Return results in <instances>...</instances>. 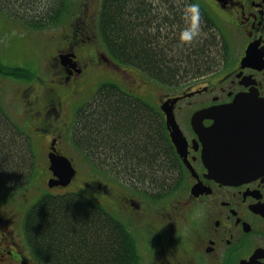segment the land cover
<instances>
[{"label": "flooded vegetation", "instance_id": "obj_1", "mask_svg": "<svg viewBox=\"0 0 264 264\" xmlns=\"http://www.w3.org/2000/svg\"><path fill=\"white\" fill-rule=\"evenodd\" d=\"M205 5L220 14L224 24L242 39L237 55L193 84L191 87H195L197 93L189 97L184 96L193 92L191 88L176 96H163L158 90L159 97L152 103L137 94L143 92L142 86L146 85L144 92H148L154 85L147 75L141 79L137 75L133 77L135 85L136 80H140V85L135 86L136 93H132V89L124 90L137 101L154 108L176 171L175 181L154 191L149 184L143 187L114 171L108 174L107 182L95 181L83 187L76 184V175L70 186L50 188L81 195L99 206L103 205L102 201L111 204L114 218L135 237H142L140 254L146 260V263L142 260V264H264V175L232 184L211 178L203 159V139L195 131L192 118L199 111L231 104L240 94L254 93L264 100V0H206ZM75 29L56 44L50 56L52 66L62 70L59 81L53 79L51 85L39 79V90L26 84L18 92L25 120L30 125L41 126L35 129V134L41 140L44 137L48 140L47 187L49 180L54 178L49 169V154L54 147L74 166L68 156L69 147L74 149V145L71 140L70 146L67 145L66 140L73 124V136L76 133L79 109L92 104V100L82 106L74 101L76 95L86 91V84L92 77L91 60L81 58L88 49L85 47L87 41L80 39ZM249 50L257 52V57L243 64ZM71 58L81 65L76 73L65 70ZM174 99L177 101L171 103ZM192 99L196 103L191 109L180 105ZM164 108L173 111L174 125L168 121ZM213 123L202 116L198 120L204 127ZM177 127L185 139L180 149L172 139ZM4 210L0 213V260L6 264H43L17 242L15 232L10 230L18 225L17 212ZM137 233L139 235H135Z\"/></svg>", "mask_w": 264, "mask_h": 264}, {"label": "trees", "instance_id": "obj_2", "mask_svg": "<svg viewBox=\"0 0 264 264\" xmlns=\"http://www.w3.org/2000/svg\"><path fill=\"white\" fill-rule=\"evenodd\" d=\"M71 1L0 0V7L17 13L21 20L32 16V29H41L61 22L70 12ZM184 1L103 0L99 35L115 67L135 68L170 87L189 75L204 76L216 67L212 57L219 53L212 47L217 44L209 38L214 24L203 5L196 2L204 21L202 41L191 48L178 46L179 32L184 27ZM89 29L82 25L79 38L84 40L86 33L94 42V33ZM0 75L27 82L35 78L32 71L7 68L1 61ZM112 82L102 83L92 104L79 109L73 144L96 169L106 167L111 172L106 171L108 174L115 171L143 187L149 184L154 191L168 187L175 181L176 171L154 108ZM1 110L0 191L10 193L20 191L31 181L36 160L32 140L14 128ZM24 226L30 249L43 264H140L132 255L134 246L130 245L126 228L105 208L81 195L61 191L44 194L32 204Z\"/></svg>", "mask_w": 264, "mask_h": 264}, {"label": "rangeland", "instance_id": "obj_3", "mask_svg": "<svg viewBox=\"0 0 264 264\" xmlns=\"http://www.w3.org/2000/svg\"><path fill=\"white\" fill-rule=\"evenodd\" d=\"M102 1L103 0H72L70 2V12H68V14L65 13L66 17L63 16L61 22L56 25H49L41 29H32L30 22H32L33 20L29 19L32 18V16L28 17V20L22 18L21 16V20L18 17L17 13L13 12V14H11L9 11L10 9H2L0 7V61L7 68L11 67L28 69L32 71L35 76L34 80L27 82L15 77L0 75V110L2 109L1 111H4V115L9 118L14 128L17 127L32 140L33 152L36 160V173L34 174V177L31 179V181L23 189L10 193L0 191V213L1 210L5 211L4 209H12L17 212L18 225L14 229L10 228V230H13L15 232L14 235L17 242H19L26 249H29V252L34 258L35 256L30 250V246L28 244L24 230V223L27 213L32 207V204H34L44 194H56L60 191H52L45 184L46 179L49 177V175L48 177L47 175H45L48 163L46 159L48 140L46 141L45 137L41 140L37 136V134H35V129L38 130L41 126L33 124L30 125L25 120L24 109L21 100L18 98V92L21 91L26 84H31L32 86L34 85L39 90V79H42L45 83L51 85L54 84L51 83L53 79L57 78L56 82L59 81L58 76H63V74H61L62 70L60 71L58 67L52 66V61H50V56L52 55L51 53L54 51L56 44L64 36L70 34L73 29L76 28L77 30H79L78 33L80 34L82 25H86L87 28H90L89 30L94 33L95 41L92 42L90 40V35L86 33L83 34V38L89 39L85 45V47H87L88 49L83 52L81 58L83 60H91L90 64L92 66V77L90 79V82L88 81V83L86 84V86H88L86 91H84L80 95L75 96L74 101H76V105L82 106V104L84 105L87 101L92 100L95 97L94 95H96L95 92L97 91L98 87L104 82H116L119 86L122 85L121 87L123 90L130 91L132 89L134 92H131L136 93L135 86L140 85V80H136L137 82L135 85L133 84V77L135 75L138 76V79H141V77H146L145 74L132 67H126L122 65L117 69L113 62H111L110 60H108L109 62H107L106 59L103 58V55H105L106 57L110 56L108 55L107 49L102 43L99 35L98 17L102 8ZM191 1L192 3L197 2L203 5L208 13H210V15L212 16L211 19L213 20L214 25L209 31V38L210 40H213L215 44H217L216 47H212V51H216L219 53L218 56L212 57L216 67H214L210 72H214L219 66L223 64L225 60H230L237 55V52H239L242 43V39L236 32H234V30H232L228 25L224 24V21L219 17L220 14H216L215 12H213L211 7L209 8L207 5H205L206 0ZM182 3L188 4L189 2L185 0ZM248 52H250L251 55L247 63L252 62L254 60L253 57H257V52H255L254 50H249ZM102 60H104L107 65L103 63ZM79 69H81V65L75 59H72V62L67 64V66L65 67L66 72L70 71L72 73H76V71ZM189 76L185 79H182L177 86L171 87L158 84L157 82L146 77L149 81L152 82V84L156 85L157 87L154 88L151 85L150 90L148 92H144L146 89V85H144L142 86L143 92H138L137 94L144 98H148L152 103H155L157 101V98L159 97L158 90L164 93L163 96H165L166 94L170 96H176L182 91L191 88L193 90V94L189 93L185 94V96L189 97L191 95H195L194 93H197V91L195 90V87L191 86L200 82L203 76L198 78H189ZM175 100L176 99H174V101ZM188 102L191 103L190 106H188ZM195 103L196 100L192 99L189 101H184L180 105L182 107L191 109L195 105ZM196 106H199V104ZM206 110L199 111L195 113L194 116H192L193 124L195 126L198 125V120H200L203 112H205ZM169 112L170 115L174 117L173 111L170 110ZM67 113L70 119L69 123H71V109H69ZM182 115L185 117V112H183ZM74 129L75 125L73 124L71 132H69L70 136L66 140L67 145L70 140L72 142V145H74L72 139ZM177 129L181 134L184 144L185 139L182 135V132L178 127ZM175 131L176 130H174V133ZM39 134L43 136V134ZM68 156L73 160L74 166L78 171L76 184L82 185L84 187L86 183H92L95 181H100L102 183L108 181V173L111 172L108 171L106 167H104L105 170L94 168L93 165L89 163L84 154L80 152L75 145L74 149L72 147H69ZM67 192L68 191H63V193ZM102 204L103 205L101 207L105 208L113 216L111 212L113 206L106 201H102ZM137 228L139 229V227ZM126 230L130 233V245L134 246V249L132 251L133 257L136 260H139L140 264H142V260L146 263V260L143 259L142 255L140 254L143 248L141 242L142 237H135L134 234L127 228ZM135 235L139 234L137 233ZM148 236L151 237L150 234H148ZM0 251H2L1 248ZM143 255L146 256L145 251ZM0 264H6V261L0 260Z\"/></svg>", "mask_w": 264, "mask_h": 264}, {"label": "water", "instance_id": "obj_4", "mask_svg": "<svg viewBox=\"0 0 264 264\" xmlns=\"http://www.w3.org/2000/svg\"><path fill=\"white\" fill-rule=\"evenodd\" d=\"M250 55L248 52L243 63ZM164 110L174 125V117ZM202 117L214 120L209 128L194 125L203 138V159L212 177L231 184L264 175V100L254 93L239 95L232 104L206 110ZM174 130L173 142L180 149L183 139ZM49 159L55 177L49 187H68L77 175L72 162L54 147Z\"/></svg>", "mask_w": 264, "mask_h": 264}, {"label": "clouds", "instance_id": "obj_5", "mask_svg": "<svg viewBox=\"0 0 264 264\" xmlns=\"http://www.w3.org/2000/svg\"><path fill=\"white\" fill-rule=\"evenodd\" d=\"M184 27L179 32L178 46L191 48L199 44L204 37V21L197 3L184 4L181 9Z\"/></svg>", "mask_w": 264, "mask_h": 264}]
</instances>
